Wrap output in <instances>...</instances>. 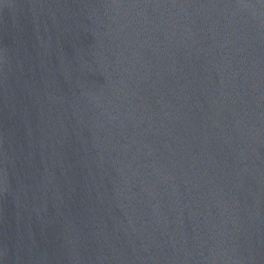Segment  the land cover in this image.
Here are the masks:
<instances>
[{
    "label": "water",
    "instance_id": "95a60500",
    "mask_svg": "<svg viewBox=\"0 0 264 264\" xmlns=\"http://www.w3.org/2000/svg\"><path fill=\"white\" fill-rule=\"evenodd\" d=\"M0 264H264V0H0Z\"/></svg>",
    "mask_w": 264,
    "mask_h": 264
}]
</instances>
